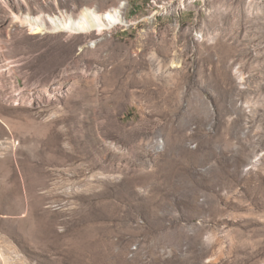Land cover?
<instances>
[{"label": "rangeland", "instance_id": "1", "mask_svg": "<svg viewBox=\"0 0 264 264\" xmlns=\"http://www.w3.org/2000/svg\"><path fill=\"white\" fill-rule=\"evenodd\" d=\"M0 264H264V0H0Z\"/></svg>", "mask_w": 264, "mask_h": 264}, {"label": "bare ground", "instance_id": "2", "mask_svg": "<svg viewBox=\"0 0 264 264\" xmlns=\"http://www.w3.org/2000/svg\"><path fill=\"white\" fill-rule=\"evenodd\" d=\"M121 22H123V13L120 9L110 10L105 14H98L87 9L78 16L70 17L67 20L46 15L42 11L37 17L32 16L30 12L27 13L26 17H22V23L30 26L36 33H103L109 31L113 25H119Z\"/></svg>", "mask_w": 264, "mask_h": 264}]
</instances>
